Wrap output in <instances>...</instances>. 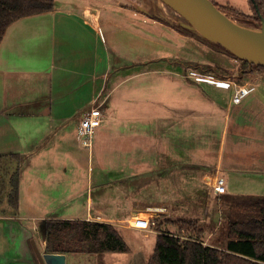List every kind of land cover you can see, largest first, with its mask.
<instances>
[{
	"label": "crops",
	"instance_id": "obj_1",
	"mask_svg": "<svg viewBox=\"0 0 264 264\" xmlns=\"http://www.w3.org/2000/svg\"><path fill=\"white\" fill-rule=\"evenodd\" d=\"M54 3L52 10L13 21L0 41V155H19L16 218L41 224L47 218L99 215L122 234L120 226L139 215L133 214L139 202L127 194L143 191L138 184L147 185L142 178L149 177L150 163L160 167L166 130L176 137L168 142L175 153L182 143V118L191 122L203 114L209 120L214 111L222 118L219 141L211 146L212 134H205L202 144L185 145L187 153L195 159L198 144L205 153L214 151L208 165L226 178L227 193L234 182L244 188L238 195L264 197L263 77L249 71L220 78L196 71L194 60L181 58L174 33H182L175 25L169 43L164 27L143 28L131 10L94 9L89 0ZM134 48L141 50L140 58L131 56ZM182 64L190 68L182 72ZM202 74L253 89L233 103L234 86L219 87ZM149 78L162 87L160 93L132 91ZM96 102L102 121L88 148L81 144L79 121ZM207 128L213 125H205L204 132ZM134 178L140 182L134 184ZM4 248L1 242L0 258Z\"/></svg>",
	"mask_w": 264,
	"mask_h": 264
},
{
	"label": "rangeland",
	"instance_id": "obj_2",
	"mask_svg": "<svg viewBox=\"0 0 264 264\" xmlns=\"http://www.w3.org/2000/svg\"><path fill=\"white\" fill-rule=\"evenodd\" d=\"M212 1L220 5L233 6L246 12L248 15L252 12L248 0ZM89 3L94 9L100 7L110 8V6H112L118 10H131L133 14L136 15L137 21L143 28H148V26L153 23V25L158 24L164 27V33L162 35L165 40H169V43H172L171 40H173L172 27H174V25L176 27L178 23L188 22L184 15L180 14L173 6L163 0H89ZM227 15L234 21L240 23L235 16L231 14ZM240 24L245 25L243 23ZM114 34L116 35L115 40L121 41L118 37L121 35ZM125 39L127 40V44H130V37ZM177 39L180 40L181 58L189 56L194 60L195 67L193 69L196 71L211 73L215 77L220 78L229 74L232 78L245 69L244 65L241 63V59H236L233 56L222 53L210 47V45L204 41L193 37L187 38L183 34L178 35L174 33V41ZM134 44H136L135 41ZM139 51L141 50L138 48L132 49L131 52L133 54H131V56L137 55V57L140 58L141 55ZM136 52H138V54H136ZM165 54L168 56L167 53ZM188 68L190 67L182 64V72L187 71ZM250 73L256 77L261 76L264 78V69L258 70L253 66L252 69H250ZM151 80L153 79L149 78V80L143 82L138 81L133 85L134 88L132 91L137 93V95L140 91H145L148 95L156 96L157 93L162 91V87L156 86V83ZM128 91V89H125V92ZM214 113L212 119L209 120H206L203 114H196V121L191 122H183L184 119L182 118L180 123L181 128L178 131V135H181L179 139L182 143L180 150L177 148L178 151L175 153L172 152L173 147L171 143L168 144V142H174L176 137H171L170 135H172V133L170 130H166L165 133H169L170 135L168 137L165 136L166 150L164 160L159 163L160 167H153L154 164L150 163L149 177L142 178L143 180H148L147 185L140 186V184H138L139 190L142 189L143 191L138 193H136V191H130L129 194H127L129 199H127L133 203L139 202L137 203L138 209L135 210L133 214L139 213L138 216L140 219H146L148 214L157 216L158 220L161 222V228L164 231L177 234L179 233L180 226L183 224V220L191 219L196 225L194 229L188 228L190 234L193 236L199 235V238L204 244L223 246L226 240L224 225L227 221V216L231 214V210L250 212L249 209H245L239 204H241L240 200L243 198L250 197L251 199L253 195H238L237 193L244 192H238L237 190L244 188L238 186V184L234 182H232L231 186L233 192L227 193L226 199H224L223 196H217V194L211 193L209 182L212 183L213 175L215 174L214 171H211V165H208V158L211 159L213 157L214 151L213 153L212 151L205 153L204 146L198 144L196 147L195 159L192 155L187 153L188 147L185 145L188 144V142H200L202 144L205 141L203 137L205 134H212L211 137H207V141L211 146L212 144L215 146L219 141L222 118L219 116V113L215 111ZM169 123L170 122H168V124ZM189 123L191 124L189 125ZM208 124H212L213 128H207V132H204L205 125ZM172 125L175 126L173 123ZM187 157L191 158L188 160L186 159ZM16 169H19L18 162H13L10 165V172H14ZM4 170L0 168V180L2 176H4ZM134 180V184L135 182H140V179L137 180V178H134ZM9 188L10 186H8V189ZM135 188L136 187L133 189L135 190ZM118 195L121 194L118 193ZM105 201H107V199ZM157 208H161V211L154 213L157 212ZM13 213L14 210H12L11 206L8 204L7 198H5L0 205V245L2 242L5 247V252H2L3 257L0 258V264H39L31 245V239H34L40 250L45 251V240L41 232V224L39 222L28 224L27 219L20 217L16 218V216H18V211ZM11 220H14L16 224ZM2 222H4V225H1ZM11 222L12 228H9L8 224ZM130 223H132L131 220ZM124 224L125 226H120V228L129 246L128 251H109L95 254L84 252L68 253L65 264L144 263L154 246L156 234L155 227L150 226L141 229L138 227H128L129 223L126 222ZM124 227L128 228L125 229ZM197 230H200V234H198Z\"/></svg>",
	"mask_w": 264,
	"mask_h": 264
},
{
	"label": "trees",
	"instance_id": "obj_3",
	"mask_svg": "<svg viewBox=\"0 0 264 264\" xmlns=\"http://www.w3.org/2000/svg\"><path fill=\"white\" fill-rule=\"evenodd\" d=\"M214 4L226 14L235 16L246 26L260 28L264 21V0H248L251 14H247L230 5ZM54 0H0V41L8 25L23 16L52 10ZM177 30L190 37L209 44L210 47L229 56L238 58L219 43L209 41L196 30L188 29L182 24ZM241 59V58H238ZM249 72L253 66L263 70L264 66L241 59ZM19 161L17 154L0 155V168L4 176L0 180V205L7 198L14 213L18 209L19 169L10 172V165ZM8 186L10 188L8 189ZM224 199L227 192L220 194ZM249 196V195H248ZM240 206L250 212L231 210L225 222V244L217 246L204 244L199 235L193 236L188 228L194 229L195 222L183 220L179 233L162 230L161 222L153 216L155 242L153 249L143 264H264V197L243 198ZM234 211V212H233ZM13 213V214H14ZM45 240V251L56 253H102L126 252L129 246L118 228L112 223L99 220L47 218L40 225ZM183 229V230H182ZM200 234V230H197Z\"/></svg>",
	"mask_w": 264,
	"mask_h": 264
},
{
	"label": "water",
	"instance_id": "obj_4",
	"mask_svg": "<svg viewBox=\"0 0 264 264\" xmlns=\"http://www.w3.org/2000/svg\"><path fill=\"white\" fill-rule=\"evenodd\" d=\"M164 2L170 4L169 0H163ZM188 9L198 15L200 18L208 22L212 27L221 32L222 34L228 36L232 39L231 42L222 37H213L202 34L196 26L188 20L187 23H180L182 26L196 30L201 36L207 38L212 42L219 43L223 47L227 48L238 58L246 59L247 61L264 66V44L258 41L251 32L250 29H257L254 27L242 25L232 18H230L226 12L220 10L212 0H179ZM171 5V4H170ZM172 6V5H171ZM180 13V12H179ZM184 15L183 13H180ZM264 33V21L262 20V25L257 29ZM239 45L244 51L249 55H242L238 53L234 46ZM31 245L34 254L39 262V264H65L66 253H56L42 251L34 241L31 239Z\"/></svg>",
	"mask_w": 264,
	"mask_h": 264
},
{
	"label": "built area",
	"instance_id": "obj_5",
	"mask_svg": "<svg viewBox=\"0 0 264 264\" xmlns=\"http://www.w3.org/2000/svg\"><path fill=\"white\" fill-rule=\"evenodd\" d=\"M202 77L210 82H213L215 85L223 88H230L231 86L235 87V90L232 95V102L233 103H239L243 96L247 95L253 88L251 86L247 85H232L233 82L228 80H222L217 79L211 74H202ZM96 100H94L95 102ZM102 121V114L100 111V104L97 102L92 105L90 108L86 109L81 114V118L79 121V128H78V135L81 140V144L85 147H91L92 141H93V135L95 129L101 124ZM209 186L211 187V193L213 194H224L227 192V181L226 178L221 175L220 173L213 175L212 183L209 182ZM159 209V208H157ZM158 213L160 212L161 208L157 210ZM155 210V209H154ZM150 212V211H149ZM152 213V212H150ZM146 219H140L138 215L133 216L128 220V223L131 227H138V228H148L154 224V220L152 219V215H147ZM101 217L99 215H96L91 220H100ZM134 219V220H133ZM130 220L132 223H130Z\"/></svg>",
	"mask_w": 264,
	"mask_h": 264
},
{
	"label": "bare ground",
	"instance_id": "obj_6",
	"mask_svg": "<svg viewBox=\"0 0 264 264\" xmlns=\"http://www.w3.org/2000/svg\"><path fill=\"white\" fill-rule=\"evenodd\" d=\"M170 4L180 13H183L184 16L190 20L196 28L204 35L207 36H213V37H222L226 40L232 41L231 38L228 36L222 34L218 30H216L214 27H212L208 22L200 18L198 15H196L194 12H192L190 9H188L181 1L179 0H169ZM253 33V36L264 44V33L257 29H250ZM234 49L242 54V55H249L246 51H244L239 45L234 46ZM140 218V217H139Z\"/></svg>",
	"mask_w": 264,
	"mask_h": 264
}]
</instances>
